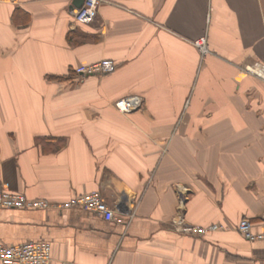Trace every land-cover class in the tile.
Masks as SVG:
<instances>
[{"label": "crops", "instance_id": "0c3cea01", "mask_svg": "<svg viewBox=\"0 0 264 264\" xmlns=\"http://www.w3.org/2000/svg\"><path fill=\"white\" fill-rule=\"evenodd\" d=\"M103 1L78 24L73 0H0V191L51 206L0 208V243L49 242L51 264H264L236 229L264 222V0ZM92 192L122 222L58 208Z\"/></svg>", "mask_w": 264, "mask_h": 264}, {"label": "built area", "instance_id": "2783aa9c", "mask_svg": "<svg viewBox=\"0 0 264 264\" xmlns=\"http://www.w3.org/2000/svg\"><path fill=\"white\" fill-rule=\"evenodd\" d=\"M103 0H84L83 6L74 12L75 21L78 24L91 23L97 14V9ZM202 49L206 50L205 40L196 42ZM116 66L111 61H101L88 66H79L75 72L81 78L86 76H98L111 73ZM258 75H264V69L259 68L258 72L249 71ZM142 106V98L129 96L118 100L115 107L123 113L139 109ZM51 207L46 200L29 201L24 195L0 191V208L4 209H44ZM60 209L81 208L94 213L104 220L122 222V216L117 214L101 197L98 192L79 195L58 206ZM226 227L218 224L208 227L185 226L181 232L196 237H203L208 234L225 230ZM237 232L247 241H264V222L254 223L248 218L242 219L236 226ZM52 246L49 242L38 241L28 242L16 246H7L0 243V262L3 264H51Z\"/></svg>", "mask_w": 264, "mask_h": 264}, {"label": "water", "instance_id": "95a60500", "mask_svg": "<svg viewBox=\"0 0 264 264\" xmlns=\"http://www.w3.org/2000/svg\"><path fill=\"white\" fill-rule=\"evenodd\" d=\"M84 0H73V10L76 12L77 9L81 8L83 6Z\"/></svg>", "mask_w": 264, "mask_h": 264}, {"label": "trees", "instance_id": "16d2710c", "mask_svg": "<svg viewBox=\"0 0 264 264\" xmlns=\"http://www.w3.org/2000/svg\"><path fill=\"white\" fill-rule=\"evenodd\" d=\"M70 37H71V35H70Z\"/></svg>", "mask_w": 264, "mask_h": 264}]
</instances>
